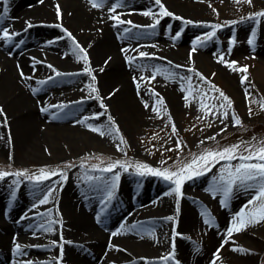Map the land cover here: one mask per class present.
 Here are the masks:
<instances>
[{
  "label": "bare ground",
  "instance_id": "bare-ground-1",
  "mask_svg": "<svg viewBox=\"0 0 264 264\" xmlns=\"http://www.w3.org/2000/svg\"><path fill=\"white\" fill-rule=\"evenodd\" d=\"M190 1L161 0L165 10L173 14L166 17L159 15L155 0H103L96 8L89 0L0 1V37L3 31L13 37L11 41L0 38V160L13 154L15 160L44 161L46 151L51 160L60 159L62 151L52 141L55 135L77 143L81 134L84 140L110 145L112 136L101 134L108 127L100 122L101 115L95 118L102 112L101 103L108 109L105 114L113 111L131 127L152 120L156 115L152 108L159 99L163 100L161 109L169 107L170 116L180 114L186 106L179 87L184 66L180 49L188 51V33L206 25L205 20L198 19L199 12L188 4ZM113 5H118V10L112 14L108 10ZM146 11L154 15H142ZM113 15L124 21L133 18L143 26L135 30L127 23L117 24L110 19ZM185 18L204 23L183 30L179 43H185L173 49L158 33L168 27L181 31ZM157 19L160 23L147 30ZM45 22L57 27H50L54 32L46 37L51 30L43 27L40 38L35 34L36 27ZM73 40L84 49L80 55H87L86 62L78 59ZM142 49L147 56H140ZM134 55H138L137 61ZM85 63L91 75L85 72ZM154 73L155 88L147 86ZM46 87L52 89L50 95L45 94ZM79 100L91 102L78 103V113L64 115L68 103ZM45 108L48 111H42ZM67 150L73 153L75 149ZM135 180L121 173L115 188L105 174L94 182L85 178L52 181L45 190H57L48 203L39 205L31 201L32 186L15 190L13 198L10 180L0 182V264H22L26 260L35 264H56L57 260L59 264H166L163 258L170 254L173 259L167 264L178 257L186 264H207L209 251L223 243L226 214L221 212L218 230L211 231L203 247L192 248L191 231L202 225L201 219L208 213L205 204L215 192L205 185L198 190L190 184L181 202L174 204L172 193L161 190L162 181L142 180L136 187ZM52 212L61 214L63 220L56 221ZM4 217L13 222L5 224ZM49 226L52 232L45 231ZM114 232L117 235L113 236ZM54 241L63 244L62 253ZM17 243L26 255L15 254ZM243 248L240 259L249 257Z\"/></svg>",
  "mask_w": 264,
  "mask_h": 264
},
{
  "label": "rangeland",
  "instance_id": "rangeland-1",
  "mask_svg": "<svg viewBox=\"0 0 264 264\" xmlns=\"http://www.w3.org/2000/svg\"><path fill=\"white\" fill-rule=\"evenodd\" d=\"M188 4L197 8L199 12L198 19L205 20L206 25L188 33L186 37L190 48L188 51L180 49V57L184 62V66L180 70L179 87L181 99L186 103L180 114L170 116L169 107H166L160 110L159 116L156 114L144 126L131 127V124L123 122L121 117L113 111L105 114L108 109L104 103H101L104 107L100 106L99 108L102 110L100 122L108 127L107 132L113 131V125L119 131V137L111 135L112 142H110V145L103 146L84 140L80 138L81 134L78 135L80 140L77 143L69 141L68 143L65 140L58 139L55 135L52 141L53 145L59 147L62 151L60 159L51 160L48 151H46L44 161L15 160V156L10 154L3 156L0 160V171L9 173L25 171L29 175H33L38 174L42 168L45 170L55 169L66 174L67 179L65 181L85 178L87 181L93 182L100 181L104 174L108 175L109 180L113 182L116 174L120 177L121 173H126L136 179L133 182L136 187H140L142 180L162 181L164 186L161 190H168L172 193L171 201L174 204L181 202L184 190L190 184L198 190H201L200 186L204 185L212 190L213 182L218 179L221 169L227 163L225 161L216 164L211 171L202 176H194L192 179L186 180L181 187L179 200L174 192L175 185L170 181L151 175L138 176L132 167H129L128 171L117 168L109 173L92 170L93 168L106 167L109 163L119 160L121 162L142 163L153 169L176 171L190 163L194 157L201 155L205 150L221 151L233 145H240V152L246 154L243 152L245 146L258 145L261 141H264V110H261L260 107L261 102H264V17L256 16V13L264 12V0H251V3L244 2V0H191ZM5 7L6 5L2 8L3 12ZM111 7H109V12H111ZM117 10L118 7H116L115 12L111 13H117ZM250 17L251 19H249ZM131 20L132 23L128 24L131 28L138 30L143 26L140 25V22H135L137 20L133 18ZM183 21V29L179 32H175L171 27H168L158 33L159 38L169 46L174 47L173 49L178 50V46L185 43H179L183 30H187V28L198 23H204H197L189 18H185ZM185 21L189 23H185ZM132 25L137 27H132ZM52 26L57 27V24L45 22L36 27L37 32L35 34L40 35L41 38L44 32L43 27L50 28ZM212 26H219L213 39L206 40L203 44H197L195 50H193V45L198 40H204L206 34L213 30ZM151 29V27H147V30ZM50 30L51 33L44 37L53 34L54 31L51 28ZM62 32L64 31L62 30ZM148 32L151 34V31ZM250 39L253 40L252 44L248 43ZM142 52L145 53L144 49H142ZM221 56L224 59L223 63L218 62ZM137 59L138 55H134L133 60L137 61ZM232 62H234V67L237 69L247 67V73L234 71L232 67L227 66ZM189 68L193 71L189 72ZM196 73L204 76L205 81H201ZM245 75L247 80L242 84L241 78ZM181 77L185 79H181ZM156 84V80L149 79L147 86L155 88L158 87ZM189 86H191L192 95L189 97V101H185L184 96L187 95L186 90ZM213 86L222 91L232 102L231 108L226 109L228 116L223 120L220 115L222 110L219 108L222 100L218 99L219 93L212 90ZM182 89H185V91H182ZM51 91L50 87L44 89L47 95H50ZM205 96L207 99H204ZM202 100L208 105H215L209 115H205L200 110ZM90 102L91 100L72 101L68 103L64 115L67 112L73 113V111L76 114L80 111V109H77L79 104ZM109 114L111 122L109 121ZM233 115L240 119L241 124L239 126H233ZM169 117H171V122ZM173 125L176 128L175 134L172 132ZM221 129L226 130L221 131ZM210 137H215V139H209ZM121 138L124 141L123 145H120ZM177 141H179V148H177ZM118 146L121 150H118ZM69 147L75 149L73 153L67 150ZM237 163H239L238 160L231 161L232 165ZM68 165H71V167H66ZM7 180H10L11 183L13 180H18V184L13 185L12 183L11 190L32 186L33 197L31 201L39 205V200L47 192L45 189L50 184L49 182H59L60 178L52 177L39 185H34L25 177L17 178L14 176H9L0 182L9 183L6 182ZM10 195H13V193ZM254 195V191L246 190L243 186L234 187L227 203L222 204L223 195L215 192L213 199L209 200L207 205L204 202L208 213L202 217V225H196L191 231L192 248L205 246L211 231L218 230L221 224V212L226 214L228 229L234 216L248 205L249 200ZM60 196L59 191L56 197L59 198ZM203 197L204 199L207 198L206 196ZM234 200H236V203H233ZM51 215L56 221L63 220L62 215L59 213L52 212ZM205 219L209 223H205ZM12 222L13 219L4 217L5 224L10 225ZM227 229L224 233L222 245L215 251H209L206 257L207 264H213V261H215V264H264V221L249 225L239 233H233L231 237L227 236ZM241 245L246 248L241 247ZM242 248L245 249L244 251L249 257L240 259L238 255L241 251H233V249L241 250ZM218 250L219 259H216L214 254H217ZM178 262L186 264L181 257H178V260L174 259L172 264H178Z\"/></svg>",
  "mask_w": 264,
  "mask_h": 264
},
{
  "label": "snow or ice",
  "instance_id": "snow-or-ice-1",
  "mask_svg": "<svg viewBox=\"0 0 264 264\" xmlns=\"http://www.w3.org/2000/svg\"><path fill=\"white\" fill-rule=\"evenodd\" d=\"M42 2V0H41ZM89 2L92 4V7H100L103 3V0H100V3H97V0H89ZM244 2L251 3V0H244ZM155 4L159 6V15L161 16H172L173 14L166 11L164 6L161 4V0H155ZM118 5H114L110 8L111 12L116 11V7ZM59 7L57 6V16L59 17ZM142 15L144 16H150L154 15V13H151L149 11L143 12ZM257 17H264V12L256 13ZM175 19H181L180 17H174ZM110 19H113L117 22V24H131V21H124L120 19L119 15H113L110 17ZM251 19V17L249 18ZM160 23V20L157 19L152 25H149L148 27L155 28ZM185 23H189L188 21H185ZM235 23V22H233ZM28 27H32L31 24L28 25ZM132 27H137L136 25H132ZM219 26H212L213 30L208 32L204 38V40H198L196 44L193 45V50H195V47L197 44H203L206 40H212L213 37L216 35V29ZM14 35V34H13ZM178 35V34H177ZM2 39L11 41L12 35L9 34L8 31H3ZM249 44L253 43V40L250 39L248 41ZM73 44L75 45L74 51L77 53L78 59H83L85 62L87 61V55L84 54L81 56V53H84V49L81 48V46L76 43L75 40H73ZM148 54L141 52L140 56L145 57ZM218 62L223 63L224 59L223 56H221L218 60ZM227 66L232 67L234 71H239L242 73H247V67L237 69L234 67V62L228 64ZM51 67V66H49ZM180 67V66H176ZM55 71V69H53ZM189 72L193 71L191 68L188 69ZM85 72L88 75H91V72L88 70L87 63H85ZM57 76H60L61 73L56 72ZM196 76L199 77L201 81H205V77L202 76L199 73H196ZM51 79V78H50ZM141 79H144L141 77ZM152 79H155V73L153 74ZM181 79H185L184 77H181ZM189 80L191 78H188ZM92 80H95V77L92 76ZM247 80V76H242L241 83H245ZM43 83V82H42ZM90 90L92 92H95L96 89L93 86H89ZM139 88V85H137ZM212 90L219 93L218 99L222 100V103L219 105V108L222 110L220 112L221 118H227L228 113L226 109H230L232 106V102L229 100V98L219 89L215 88L213 86ZM182 91H185V89H182ZM187 95L184 96L185 101H189V97L192 95L191 86L186 90ZM155 95V94H154ZM247 95V93H246ZM204 99H207L205 96ZM163 106V100L159 99L156 101V105L153 106L152 111L156 112V114L159 116L161 107ZM101 107L103 108L104 105L101 104ZM145 107L147 108L148 105L145 104ZM261 110H264V102H261L260 104ZM215 108V105H208L206 103L201 102L200 104V110L204 112L205 115H209L212 112V109ZM42 111H48V109H42ZM106 111V109H105ZM251 111V110H250ZM3 115L2 110H0V116ZM102 115V113L96 114L95 118H99V116ZM109 121L111 122V118L109 117ZM169 121L171 122V117H169ZM233 126H239L241 124V121L238 117L235 115L232 116ZM92 131H100L96 128H91ZM226 129H221V131H225ZM172 132L173 134L176 133V128L173 125L172 126ZM101 134H107V135H116L119 137V131L118 129H115V126L113 125V131L109 132H101ZM209 139H215V137H210ZM124 141L121 138L120 139V145H123ZM177 148H179V141H177ZM240 145H233L228 148H224L221 151H209L205 150L201 155L194 157L193 160L184 165L183 167H180L176 171H169L168 169H153L145 164L142 163H131V162H121L119 160L115 162L109 163L106 167H102L99 169L93 168V171H100L103 173H109L113 172L114 169L122 168L124 171H128L129 167H132L135 169V172L138 176H145V175H151L155 177H160L165 181H170L172 184L175 185L174 192L177 196V199L179 200L181 196V187L183 183L186 180L192 179L194 176H202L206 172L211 171L212 167H214L216 164L220 163L221 161L227 162L225 167L221 169L220 175L217 180L213 182L212 190L214 192H219L223 195L224 199L221 201L222 204H226L231 193L233 192L234 187H240L243 186L246 190H252L255 192V195L249 200L248 205L245 206L244 209H241L240 212H238L231 223V226L227 229V236L231 237L233 233H239L244 228H246L249 225L260 223L264 221V141H261L258 145H252V146H245L243 149V152L246 154H242L240 152ZM118 150H121V148L118 146ZM238 160L239 163L232 165L231 161ZM66 167H71V165H68ZM9 176L14 177H25L27 180L31 181L34 185H39L40 183L50 180L52 177H59L60 181L63 182L67 179V176L64 172L58 171V170H45L40 169L38 174L29 175L25 171H16L13 173H9L6 171H0V181L5 180ZM119 175L116 174L113 178V184L112 187L115 188V182L119 180ZM13 185L18 184V180H13ZM57 189L55 187L48 188L47 192L43 195V198L39 200V204H46L49 202V198L52 196V194ZM15 190L13 189V198H14ZM112 198V193H108V199L110 200ZM168 220H172V217H168ZM54 223L50 221V224ZM205 223H209L207 219H205ZM135 227V226H133ZM47 232H52L51 226L45 229ZM113 236L117 235V233H112ZM173 235L175 236V230H173ZM54 246H58L61 248V253L63 250V244H58L57 242H52ZM174 247V246H173ZM233 251H241L240 249H233ZM14 252L17 256H24L26 253L23 251L22 246L20 244L15 245ZM216 259H219V250L217 252ZM167 264L168 261H171L173 259V255L170 254L168 256H165L163 258ZM22 264H35V262L31 260L22 261ZM56 264H59V260L56 261ZM213 264H215V261H213Z\"/></svg>",
  "mask_w": 264,
  "mask_h": 264
}]
</instances>
